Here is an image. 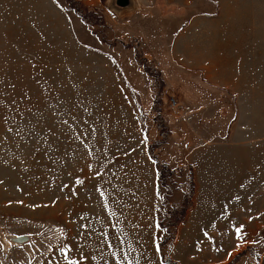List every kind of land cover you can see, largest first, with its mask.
<instances>
[{
	"label": "rangeland",
	"instance_id": "rangeland-1",
	"mask_svg": "<svg viewBox=\"0 0 264 264\" xmlns=\"http://www.w3.org/2000/svg\"><path fill=\"white\" fill-rule=\"evenodd\" d=\"M57 1L80 19L84 41L111 56L135 94L149 154L164 165L160 232L151 207L145 209L144 158L104 88L105 64L70 46L62 16L46 0H0V264H263L264 229L243 250L232 249L235 240L217 239L211 251L188 258L176 244L192 204L191 167L178 164L184 134L176 119L189 112L188 99L193 111L216 105L228 126L239 115L229 89L170 58L171 42L190 18L216 15L218 2L136 0L134 11L118 14L107 0ZM224 2L241 20L237 38L252 43L241 48V73L252 72L253 95L242 98L262 133L264 0ZM171 98L179 109L170 108ZM3 234L27 239L5 248Z\"/></svg>",
	"mask_w": 264,
	"mask_h": 264
},
{
	"label": "crops",
	"instance_id": "crops-1",
	"mask_svg": "<svg viewBox=\"0 0 264 264\" xmlns=\"http://www.w3.org/2000/svg\"><path fill=\"white\" fill-rule=\"evenodd\" d=\"M46 1L54 7L56 16H62L70 46L79 48V55L105 64V73L101 76L104 88L121 110L127 128L133 131V141L144 158L145 209L148 214L151 207L153 229L160 232L158 224L163 216V190L159 185L156 163L149 154L145 123L135 94L111 56L84 41L81 21L73 11L57 0ZM216 1L219 13L191 17L171 42L170 58L183 68L198 71L207 82L229 89L235 95L239 114L228 126L218 119L216 105L200 106L193 111L196 106L191 110L190 99H183L186 101L185 110L189 112L176 119L184 134L178 146L181 154L178 164L190 165L194 190L192 204L178 228L176 244L182 251L187 248L188 258L197 249L211 251L212 241L217 239L235 240L232 249L242 246L243 250L247 242L254 241L264 229V128L262 133L255 131L248 114L251 110L242 98L253 95V87H250L254 79L252 72L249 69L248 74L241 73L244 63L241 48L250 47L252 43H244L237 38L239 15L229 14L225 0ZM247 56L251 58V55ZM110 117L114 119L112 111ZM161 237L156 233V246ZM197 243L204 246L200 244L196 248Z\"/></svg>",
	"mask_w": 264,
	"mask_h": 264
},
{
	"label": "trees",
	"instance_id": "trees-1",
	"mask_svg": "<svg viewBox=\"0 0 264 264\" xmlns=\"http://www.w3.org/2000/svg\"><path fill=\"white\" fill-rule=\"evenodd\" d=\"M82 18H84V16L86 17V15H84V14H81V9H80V7H79V9H78V7H76V6H73L72 7ZM143 70H144V68H143ZM157 101V99L156 100H154V104H155V102ZM154 110H156V108H154ZM156 118H157V116H156ZM150 150V149H149ZM153 158H154V156H152ZM157 163V171H158V177H159V180H160V182H161V184L163 185V182H164V173H163V168L162 167H164V165H162V164H160V162H156ZM193 190H194V183H193V179H191V182H190V195H192V193H193ZM163 198L165 199V196H163ZM187 200V199H186ZM186 202V201H185ZM186 210V206H185V203L181 206V210L180 211H185ZM182 212V213H183ZM178 213V211H175V215ZM182 216H183V214H182ZM175 219V221L177 220V221H180L182 218L180 217V218H178V217H175L174 218ZM165 264H175L173 261H170V260H166V262H165ZM263 264H264V262H263Z\"/></svg>",
	"mask_w": 264,
	"mask_h": 264
},
{
	"label": "water",
	"instance_id": "water-1",
	"mask_svg": "<svg viewBox=\"0 0 264 264\" xmlns=\"http://www.w3.org/2000/svg\"><path fill=\"white\" fill-rule=\"evenodd\" d=\"M106 8L120 14L127 11H134L137 6L135 0H107Z\"/></svg>",
	"mask_w": 264,
	"mask_h": 264
},
{
	"label": "bare ground",
	"instance_id": "bare-ground-1",
	"mask_svg": "<svg viewBox=\"0 0 264 264\" xmlns=\"http://www.w3.org/2000/svg\"><path fill=\"white\" fill-rule=\"evenodd\" d=\"M25 239H27V237H24V236L16 237L15 235H12V234H8V235L3 234L1 236V241L5 248L10 246L13 243L20 244V242L24 241Z\"/></svg>",
	"mask_w": 264,
	"mask_h": 264
},
{
	"label": "built area",
	"instance_id": "built-area-1",
	"mask_svg": "<svg viewBox=\"0 0 264 264\" xmlns=\"http://www.w3.org/2000/svg\"><path fill=\"white\" fill-rule=\"evenodd\" d=\"M169 106L172 109H179V103L175 99H170Z\"/></svg>",
	"mask_w": 264,
	"mask_h": 264
},
{
	"label": "snow or ice",
	"instance_id": "snow-or-ice-1",
	"mask_svg": "<svg viewBox=\"0 0 264 264\" xmlns=\"http://www.w3.org/2000/svg\"><path fill=\"white\" fill-rule=\"evenodd\" d=\"M61 251H64V249H61ZM69 264H76V262L75 261H69Z\"/></svg>",
	"mask_w": 264,
	"mask_h": 264
}]
</instances>
